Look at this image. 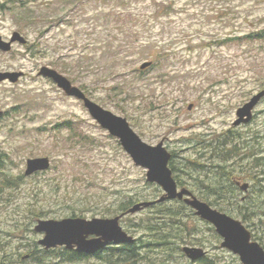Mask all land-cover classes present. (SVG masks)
I'll return each mask as SVG.
<instances>
[{"label":"rangeland","instance_id":"rangeland-1","mask_svg":"<svg viewBox=\"0 0 264 264\" xmlns=\"http://www.w3.org/2000/svg\"><path fill=\"white\" fill-rule=\"evenodd\" d=\"M29 1L47 17L27 28L19 25L12 3L0 0V35L9 40L19 31L28 40L26 45L15 43L9 52L0 50V72H24L16 82H0L4 111L0 154L6 155L2 169L13 178L21 177L17 186L6 184L0 192L1 250L19 257L35 247L43 249L38 243L43 235L34 230L39 219L35 212H46L43 219H62L80 208L84 218L115 217L120 214V202L130 196L145 201L164 193L147 180V170L135 165L118 138L90 115L82 101L38 74L59 55L58 63L68 64L74 84L88 87L93 100L127 118L145 142H163L174 153V176L195 195L200 188L198 174L185 172L184 163L186 157H197L201 139L233 131L244 137L259 136L264 156V98L252 122L233 126L237 109L264 88V37L231 39L264 30V0H81L69 6L65 18L69 22L61 24L58 17L47 14V0ZM125 36L132 42L133 54L121 60L120 73L108 78L104 62L97 59L105 46H114ZM28 45H37L39 50L34 48L33 53ZM87 53L94 55L95 64L87 59L82 62ZM151 60L153 67L136 79L133 69L140 70L144 61ZM122 80L133 81L136 94L116 90L114 86ZM44 156L51 159V167L26 176L27 159ZM238 192L243 200L254 189L244 192L239 187ZM212 206L240 219L227 207L224 211ZM108 207L110 212H106ZM157 209L129 214L121 225L137 238L144 236L146 223ZM192 212L186 223L196 230L189 239H201L203 244L192 246L205 248L219 264H243L238 255L221 246L214 226ZM247 228L252 236L262 237L259 242L264 246V217ZM61 248L48 250L53 252L44 264L61 263L56 260ZM145 250L155 264H169L171 253ZM177 256V263H193L186 255ZM95 262L93 257L85 264ZM20 264L34 262L24 258Z\"/></svg>","mask_w":264,"mask_h":264},{"label":"trees","instance_id":"trees-1","mask_svg":"<svg viewBox=\"0 0 264 264\" xmlns=\"http://www.w3.org/2000/svg\"><path fill=\"white\" fill-rule=\"evenodd\" d=\"M80 1L81 0H47V2H49L46 3L48 6L47 14L51 15L52 18L54 16L58 17L59 20L57 22L59 24L63 21L69 22L65 21V18L68 16L66 13L68 12L69 6L75 5ZM9 2L12 3L11 10L15 11L17 9L14 13L19 19L20 26L30 28L31 24H37V22L47 17L46 15H41L42 11H40L38 7L29 4V0H9ZM263 37L264 30L242 36L235 35L231 39L241 40ZM108 45L104 47V51L99 55V59L97 60L104 62V66L102 67L104 68V75L109 78L120 73L121 60L133 54V52L132 42L128 37L122 41L120 40L114 46ZM29 46L30 45H28L27 48L34 53V50L37 49V45ZM81 58L83 60H89L91 64H95L94 61H97L93 59L94 55L91 53H87ZM60 60L61 57L59 55L57 59L52 60L51 65L68 76L70 68L68 64L60 65L58 63ZM82 62L84 63L85 60ZM149 69L144 71L138 68L133 69L137 77L136 79H142ZM131 84H133V81L122 80L117 82L114 88H116V90L118 88L121 89L120 93L123 95L126 94V91L136 94V91L132 90L135 88V85L131 86ZM81 86L86 92V88L88 87L84 85ZM66 123L70 124V122ZM68 126H70L73 131L75 130L72 125ZM258 138L259 136L252 137L251 135L244 137L238 132L233 131V133L226 132L216 137L201 139L202 141H200V143L202 144L199 151L196 153L197 157H186V162L184 163L185 172L198 174L197 181L200 184V188L197 191V195L210 205L219 206L221 210L225 211V207H227V211L239 217L244 223H247L248 227H254L257 223H260L264 217V156L261 155L262 151L258 143ZM5 156L4 153L0 154V192L6 184L8 186H17L18 180L21 178H13L2 169L6 162ZM171 163L170 166L174 169V160H172ZM175 178L180 185L184 184L182 179L176 176ZM236 180L252 183V185L250 184V188L252 187L254 189L253 194L242 200L241 197L243 194H239V187L236 185ZM140 199L138 195H134L122 200L118 205L120 214L127 211L135 203L140 201ZM155 206L158 207V209L154 211L155 216H153V218L149 217L145 226V230H147L148 233L138 237L136 243L126 245V250H121L118 247H111L109 250L105 251V255H103V253H98L95 256H91L79 253L75 250L71 251L66 248H61L58 250V254H56V260L61 263L56 264H85L87 260L93 259V257L96 260L94 264H143L144 261L155 264L156 262H154L153 258L147 254L149 251L145 250L148 247L149 250H160L164 255L165 253H171L170 258L167 259L168 263L180 264L177 263L179 262V257L177 255L179 254L180 257L185 256L181 244L203 246L201 239H189V236L196 230V228H190L186 223L187 217L193 214V209L180 200L165 201L157 203L152 207L155 208ZM228 206H232V209L228 208ZM78 209H74L71 215L83 216L81 210L78 211ZM110 210H112V208L108 207L106 212H110ZM43 212L44 211L35 212L34 215L41 219L47 214ZM211 228L215 230L214 227ZM218 238L220 237L218 236ZM253 239L262 241V237L258 233L253 234ZM1 245L2 243L0 242V246ZM1 249L2 247H0V264H20V262L24 261V258L33 259L34 264H44L47 263L45 260L50 258V254L53 252L35 247L27 255L19 253V257H15L13 252L7 251V249ZM47 255L49 257H47ZM171 257L173 258L171 259ZM165 261L166 260L162 261V263H165ZM190 264H219V262L206 256Z\"/></svg>","mask_w":264,"mask_h":264},{"label":"water","instance_id":"water-1","mask_svg":"<svg viewBox=\"0 0 264 264\" xmlns=\"http://www.w3.org/2000/svg\"><path fill=\"white\" fill-rule=\"evenodd\" d=\"M16 42L27 44L28 40L19 31H15L10 40H5L0 35V50L11 51ZM151 65L152 61H144L140 65V69H147ZM23 75V71L0 72V82L4 80L16 82ZM39 75L52 79L67 95L83 101L91 116L111 135L119 139L135 165L147 170V180L156 183L164 191L158 199L139 201L115 217L89 219L69 216L62 219H39L34 229L36 232L44 234L39 240L41 246L45 249L63 246L79 253L95 255L113 244H132L136 238L121 225L123 216L135 214L157 203L178 199L192 207L201 219L211 223L222 238L221 246L238 255L243 264H264L263 245L253 239L251 231L240 219L214 208L188 188L179 189L170 167L172 153L163 142L157 145L145 142L131 127L127 118L101 106L90 98L84 90L74 85L66 75L53 67L42 66ZM263 98L264 88L237 109L233 125L238 127L250 123L254 118V110ZM192 108L193 104H190L189 109ZM2 115L3 110L0 108V116ZM50 167L51 160L47 156L29 158L27 159L25 175L29 176L40 171H46ZM238 185L242 191H249V182H238ZM182 251L191 261L200 260L208 254V251L200 246L184 245Z\"/></svg>","mask_w":264,"mask_h":264},{"label":"flooded vegetation","instance_id":"flooded-vegetation-1","mask_svg":"<svg viewBox=\"0 0 264 264\" xmlns=\"http://www.w3.org/2000/svg\"><path fill=\"white\" fill-rule=\"evenodd\" d=\"M2 116H0V118H1ZM254 117H255V115H254ZM254 119V118H253ZM253 121V120H252ZM234 123V122H233ZM240 126H242V125H240ZM173 175H174V173H173ZM175 177V176H174ZM176 179V178H175ZM177 181V180H176ZM177 183H178V181H177ZM178 187H179V189H181V188H188V189H190L189 188V186H187V184L184 182V184L183 185H180L179 183H178ZM191 190V189H190ZM192 191V190H191ZM193 192V191H192ZM194 193V192H193ZM195 194V193H194ZM111 247H118V248H120L121 250H126L127 249V246L124 244V245H111V246H109V247H107L102 253H103V255H105V251H107V250H109Z\"/></svg>","mask_w":264,"mask_h":264},{"label":"bare ground","instance_id":"bare-ground-1","mask_svg":"<svg viewBox=\"0 0 264 264\" xmlns=\"http://www.w3.org/2000/svg\"><path fill=\"white\" fill-rule=\"evenodd\" d=\"M250 183V182H249ZM175 200H178V199H175ZM180 201H182V200H180ZM190 207V206H189ZM191 209H193L192 207H190ZM194 210V209H193ZM195 211V210H194ZM196 213V212H195Z\"/></svg>","mask_w":264,"mask_h":264}]
</instances>
